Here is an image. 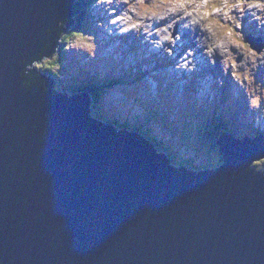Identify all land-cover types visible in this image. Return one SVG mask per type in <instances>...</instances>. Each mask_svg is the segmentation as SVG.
<instances>
[{"label": "water", "instance_id": "95a60500", "mask_svg": "<svg viewBox=\"0 0 264 264\" xmlns=\"http://www.w3.org/2000/svg\"><path fill=\"white\" fill-rule=\"evenodd\" d=\"M77 11L0 0V262L264 264L262 136L224 140L222 165L192 177L92 119L87 94L30 68Z\"/></svg>", "mask_w": 264, "mask_h": 264}, {"label": "rangeland", "instance_id": "374dc122", "mask_svg": "<svg viewBox=\"0 0 264 264\" xmlns=\"http://www.w3.org/2000/svg\"><path fill=\"white\" fill-rule=\"evenodd\" d=\"M96 1L93 2L90 9L97 18L95 24L96 38L94 40L88 38L91 32L87 31L89 27H86L85 34L80 33L78 37L70 39L69 44L63 46L65 48L69 45L68 50H64L69 59L77 56L78 53L90 58L105 56L107 59L116 55L122 65L127 68L133 58V52L128 50L126 45L123 46V49L118 48L117 51L113 49L114 44L111 47L107 45L102 47L104 46L102 42L105 43L111 33L117 35L118 28L125 25L121 31H131L130 37H135L134 41L137 47L142 50L145 48L146 51H160L158 54L174 60L177 64L175 68H168L159 65L155 60L152 65V73H149L150 77L144 81L143 79L141 81L134 80L133 83L129 82L123 89L118 88L110 91L109 95L105 97L106 101L114 100L118 104L127 99L131 101L133 98L125 97L124 92L131 93V96L137 98L135 105L137 110H140L137 101L146 103L147 100L155 97L143 90L148 89L151 94L156 93L157 76H161L162 82L167 83V88L171 89V95L177 100H180V97L185 100L181 96L184 95V90H187L195 104H197V98L200 99L201 102L198 103L200 110L209 109L210 105L216 102V97L224 93L239 104L242 96L246 101V96H248V101H256L262 108L261 114H264V50L261 54H257L251 49L249 42L246 43V36L249 35L250 30L264 37V33H261L264 26L259 24V21H262L261 18H264V0H99L98 7H94ZM254 8L261 10V16H259L258 11L253 10ZM114 10L120 16L116 17L117 14H113L115 13ZM171 12H175V14H171ZM103 15H105L104 18ZM185 15L194 20L193 22L186 17L189 27L194 29L192 41L184 40L182 31L179 30V28L184 27L182 21H185ZM76 16L73 17L74 22L70 29L76 23ZM100 18L104 24L99 26ZM112 24H116V30L111 28ZM198 39H202V42H195ZM60 41H58V45H60ZM210 43H214L212 47L206 45ZM199 44L203 45L205 51L202 56L200 54L202 48ZM91 47L92 51L97 52H90ZM205 53L206 58H204ZM215 57H218L219 60H215ZM156 58L159 57L156 56ZM50 61L52 60L50 59ZM43 62V60L40 61V63ZM63 65H68V59ZM53 68L56 69V66L54 65ZM60 68L61 66L57 71ZM189 76L192 78L189 79ZM233 80H238L242 86H245L246 93L241 94L240 89L243 90V87L237 85ZM115 105L109 104L106 107L103 104L106 114L114 119L124 110V107L113 109ZM162 106L166 111L169 110L163 102ZM158 107L160 108L157 103H150V111ZM215 107L218 110L217 104ZM153 111L154 120L160 125L161 122L157 117L159 111L156 110L158 113L155 112V109ZM252 112L257 118L255 110ZM261 114L257 113L258 117L261 118L257 119L260 121L259 123L264 124V117H261ZM224 115L226 114H221V116ZM234 115H237V118H231L227 123H219L220 127L236 128L237 135L246 131L247 137L253 141L258 127H249L248 118L252 119L250 113L247 109L240 107L236 109ZM143 130L146 129L143 128ZM153 135L165 141L163 136L157 133ZM201 137L202 134L200 133L197 137L193 136L195 140H199ZM203 138L207 140L206 136ZM213 140L212 138L214 147H208L217 152L219 149ZM189 148L192 150L195 161L202 158L204 150L203 158L200 160L202 164L210 162L212 159H215L214 162L218 160V154L208 151L204 143L193 142ZM261 161L255 163L261 165ZM174 165L177 164L174 163Z\"/></svg>", "mask_w": 264, "mask_h": 264}, {"label": "trees", "instance_id": "16d2710c", "mask_svg": "<svg viewBox=\"0 0 264 264\" xmlns=\"http://www.w3.org/2000/svg\"><path fill=\"white\" fill-rule=\"evenodd\" d=\"M79 4L81 6V11L76 16V23L72 29L65 28V30H68V31H66L64 34L60 33L59 40H61V41H60V45H58L56 48L55 54L53 56H48V57L42 58V60L44 62L40 63V61H37L36 64H38V65L35 64L36 66L33 67L35 69L36 73L39 74V76L45 77L47 79L48 78L52 79L53 83L55 85V89L58 92H60L61 94L66 95L67 97L72 96L73 93L78 91V90H76L77 84L74 81H70L69 79H67V82H66L64 77H62L63 74H59L57 69L60 67V65L62 63L63 52L65 49V48H63V46H65V44L68 43V41L73 36L79 35L83 31V29L85 28L84 27V22H85L84 20L87 19V16H86L87 13H86L85 8L88 4V1L87 0H79ZM92 4H93V2L88 4V9L91 8ZM72 21L74 22V19H72ZM59 46H60V49L58 50ZM50 59L52 61H50ZM54 65L56 66V69L53 68ZM113 83H115V82L112 81L111 84H113ZM110 86H112V85H110ZM83 90H84V92H87L88 94H90V96L94 99L93 105L91 106L92 110H93V113L91 114V116L93 118H95L96 120H98L100 122L105 121L104 123H107V125H109L110 127L117 128L118 130L126 129L128 131L136 132V133H138L139 130H142V128H141L142 125L140 124L139 120L136 121V123H138L139 125L133 127V124H131L132 125V127H131V126H129V116L126 119L120 121L122 124H119L117 121L114 120V118H111L110 115L106 114V112L103 109V104L101 103L100 93L97 90V88H86ZM174 100L175 99L172 98V103L175 102ZM94 110H95V112H94ZM153 112H154L153 109H151L152 115H153ZM183 113L186 116L185 118H187V114H188L187 111L184 110ZM191 113H193V109H192ZM94 116H96V117H94ZM157 116H160V113ZM148 122H149V120L147 119L146 123H148ZM146 123H143V125ZM213 129L220 131V132L222 131L221 130L222 127H220L219 124L217 125V123H213ZM142 132L144 135L146 134L145 135L146 139L149 140V142L153 146H156L160 153H166L169 157H171L173 159H175L177 157L176 154L169 147H167L166 145L163 144V142H161V140H159L157 137H155V138L152 137L154 135L151 133L150 129L147 130V132L142 130ZM257 133H261L263 135V138H264V129H262L261 132L258 131ZM201 138H200V140H201ZM207 140H210V139L207 137ZM207 140H204V138H203L200 141V143L201 144L204 143L206 149L208 148L207 149L208 151L214 152L210 149V148L214 147V146L210 145V144H212V141H209V143H210L209 144L207 142ZM214 160L215 159H212L211 163L214 162ZM222 163H223V161H218V163L215 166V169H218L222 165ZM186 164L190 165V166H194L195 161L191 160L188 162H183V165H186ZM251 171H254L257 173L263 172L264 171V160L261 161V165H259L258 163H254L251 166Z\"/></svg>", "mask_w": 264, "mask_h": 264}, {"label": "bare ground", "instance_id": "6f19581e", "mask_svg": "<svg viewBox=\"0 0 264 264\" xmlns=\"http://www.w3.org/2000/svg\"><path fill=\"white\" fill-rule=\"evenodd\" d=\"M247 7V6H246ZM253 10H255V11H258V14H260L261 15V10H258V8H254ZM171 14H175V12H171ZM186 17H187V19L189 20L190 18L187 16V15H185V21H182V24H183V26L184 27H181L180 28V31H182V33H184V36L186 35V38L188 39V40H191V38H193V30L194 29H192V27H189V22H187L186 21ZM190 20H193V19H190ZM193 22H194V20H193ZM193 24V23H192ZM197 39V38H196ZM197 41H199V43H201L202 42V39H198V40H195V42H197ZM253 42V41H252ZM254 43L256 44V42L254 41ZM214 44V43H213ZM213 44H206L207 46H211L212 47V45ZM199 45H201V48H202V50L200 51L201 53V56H202V54L205 52L204 51V48H203V45L202 44H199ZM204 58H206V53H205V56H204ZM215 60H219L218 59V57H215ZM154 67V66H153ZM133 83V82H132ZM176 94V93H175ZM153 109H155V112H157L156 110H158L159 111V113H161V108H153ZM158 113V112H157ZM159 113H158V115H159ZM181 121V120H180ZM187 123H189V121H187ZM142 130H143V128H142ZM143 131H146V130H143ZM187 131V130H186ZM147 132V131H146ZM259 132H261V130H259ZM145 133V132H144ZM136 134V133H135ZM260 134V136H262L261 135V133H259ZM146 135V134H145ZM187 136V135H186ZM185 136V137H186ZM153 138H155L156 136H152ZM159 140H161V139H159ZM161 142H163V144L165 145V144H168V143H165V141H163V140H161ZM149 144L152 146V147H156V146H153L150 142H149ZM167 147H169V146H167ZM157 148V147H156ZM170 149H171V147H169ZM172 151H173V149H171Z\"/></svg>", "mask_w": 264, "mask_h": 264}, {"label": "clouds", "instance_id": "9594fccd", "mask_svg": "<svg viewBox=\"0 0 264 264\" xmlns=\"http://www.w3.org/2000/svg\"><path fill=\"white\" fill-rule=\"evenodd\" d=\"M94 7H98V5H97V4H95V5H94ZM262 115H264V114H262ZM0 264H2V262H0Z\"/></svg>", "mask_w": 264, "mask_h": 264}]
</instances>
